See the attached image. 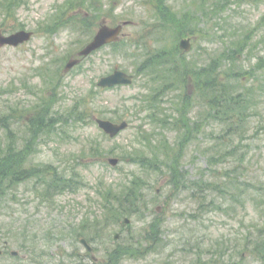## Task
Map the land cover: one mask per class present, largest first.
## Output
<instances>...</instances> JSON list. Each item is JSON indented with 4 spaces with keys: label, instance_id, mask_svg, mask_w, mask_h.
<instances>
[{
    "label": "rangeland",
    "instance_id": "rangeland-1",
    "mask_svg": "<svg viewBox=\"0 0 264 264\" xmlns=\"http://www.w3.org/2000/svg\"><path fill=\"white\" fill-rule=\"evenodd\" d=\"M1 8L8 30L31 29L34 37L0 48V248H18L30 222L31 234L52 222L60 251L69 254L70 232L83 230L98 238L91 241L101 261L111 252L115 263H129L133 253L118 255L112 244L123 228L140 249L159 238L136 253L138 264H167L171 253L179 263L264 264L255 250L264 247V91L243 102L247 108L229 99L253 73L264 77V0H0ZM124 20L132 24L117 44L64 72L100 25ZM202 22L214 27V39L195 33ZM188 35L193 47L182 51ZM116 68L132 73L133 84L100 90L98 79ZM91 115L130 126L110 138ZM93 148L104 156L84 160L71 192L43 176L47 167L69 175L73 156ZM110 157L120 160L112 166ZM24 163L38 166L39 176L10 186L11 168ZM129 201H140L139 211L111 226L117 202ZM74 249L59 264H77L85 253L80 243Z\"/></svg>",
    "mask_w": 264,
    "mask_h": 264
},
{
    "label": "flooded vegetation",
    "instance_id": "flooded-vegetation-1",
    "mask_svg": "<svg viewBox=\"0 0 264 264\" xmlns=\"http://www.w3.org/2000/svg\"><path fill=\"white\" fill-rule=\"evenodd\" d=\"M5 23H6L5 20L0 22V33L6 34L5 32L7 33L12 32L13 30H8V27L5 26ZM158 240L159 238L155 237L154 244L149 247L147 246L146 242L142 240L141 241L142 248L140 249L139 240L134 239V238H131V239L124 238V229L121 228L119 232L114 235L112 244L114 246H118L117 248L118 255H125V254L133 253V255L131 256V259L129 260L123 259V260H127L129 262L128 264H138V262L135 260L137 259L136 253L140 254V252L145 249H151V250L154 249V247L157 245L155 244V242H157ZM132 241H134L136 245H131L130 243ZM49 250L51 254L50 257L48 256L49 254L44 252L43 243L41 240V232H36L35 234L29 233V238L27 242L25 243V245H23V247L19 249L20 254L14 256V258L19 256L20 259H22V261L19 264H59L60 260L57 259V257H60L58 246L55 243H52ZM110 253L111 252L108 253L107 259H104L101 261L99 260L98 256L97 257L94 256L96 252H95V247L93 245V247L91 246L90 251L86 250L85 255L82 256V260L80 261L79 264H118L114 262L116 258L114 257V255H111ZM7 254H10L11 256V249L9 248L8 242H5L4 247L0 248V257L4 258L5 255ZM169 255L170 254H168V256ZM172 255L173 253H171V259L169 260L167 264H189L188 260H185V259H182V262L179 263V261L176 260V257ZM88 256H91V258H93L95 261L88 263L87 262ZM216 259H218V256H216ZM197 264H203V262L201 261V263L199 262ZM216 264H218V261L216 262ZM229 264H234L232 259L229 260Z\"/></svg>",
    "mask_w": 264,
    "mask_h": 264
},
{
    "label": "water",
    "instance_id": "water-1",
    "mask_svg": "<svg viewBox=\"0 0 264 264\" xmlns=\"http://www.w3.org/2000/svg\"><path fill=\"white\" fill-rule=\"evenodd\" d=\"M122 29V25L118 27H108L104 26L99 30L98 35L95 37L93 42H91L88 47L84 50L81 51V54L83 55H88L91 51H94L96 49H99V47L103 46L104 44L110 43L111 41L117 40L120 32ZM30 39V34L24 32V31H19L16 34H13L11 36H8L7 38L1 37V44L5 43H10L13 45H19V43L24 42L26 40ZM77 60H73L69 62L66 66V69H69L73 67L75 64H77ZM133 76L129 75L125 71H116L112 75L108 77H103L100 85L102 86H112L115 84H130L133 82ZM98 125L104 129L107 133L110 134V136L115 137L116 134H118L120 131L126 129L128 127V122H112L107 119H97ZM111 163L113 165H116L118 162V159H110Z\"/></svg>",
    "mask_w": 264,
    "mask_h": 264
},
{
    "label": "trees",
    "instance_id": "trees-1",
    "mask_svg": "<svg viewBox=\"0 0 264 264\" xmlns=\"http://www.w3.org/2000/svg\"><path fill=\"white\" fill-rule=\"evenodd\" d=\"M216 66L215 67H212L211 69L212 70H215ZM260 70L263 69L264 70V65L261 66L259 68ZM253 77L255 78L254 81L250 84V86H244V89L242 93H240L238 96L234 97V96H231L229 99H236L237 97H240L239 100L233 104V105H239L241 103V108L246 106L243 104V102H245L246 100H248V104H251V103H254L255 99H258V96L257 94H259V92H262L264 91V77H262V79H260L255 73H253ZM210 85L214 84V82L212 81H207ZM243 94V96L241 95ZM224 96V95H223ZM225 97V96H224ZM228 99V100H229ZM226 101V100H225ZM222 102V101H221ZM253 106V105H251ZM245 108V107H244ZM247 108V106H246ZM238 112H240V110H237ZM230 117H232V115L229 114ZM92 117V116H90ZM91 158L93 157H97L99 156V152L96 151V150H92V152L90 153L89 155ZM87 157V155H86ZM85 157V158H86ZM84 158V159H85ZM76 161L79 163V164H84L83 161H79V158L76 159ZM85 165V164H84ZM38 169V166H35L34 168H29L27 167L25 164H22L20 165L18 168L14 169L13 167L11 168L10 172L8 173V175L10 176V182H9V185L10 186H17L20 182H23L25 181L26 179H28L34 172V170ZM47 169H49V171H44L42 170V173L44 175H46L47 173L51 174L52 177L54 178L53 181H52V185H56V186H59L61 185L62 186V183L64 181V178H58L57 177V170H52L50 171L51 169L47 167ZM46 170V169H45ZM36 174V176H39L36 172H34V175ZM43 175V176H44Z\"/></svg>",
    "mask_w": 264,
    "mask_h": 264
}]
</instances>
